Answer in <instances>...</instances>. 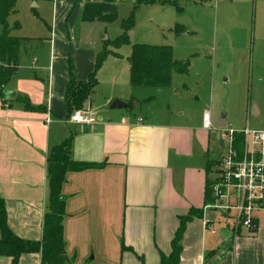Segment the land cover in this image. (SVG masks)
Returning a JSON list of instances; mask_svg holds the SVG:
<instances>
[{
  "label": "crops",
  "instance_id": "1",
  "mask_svg": "<svg viewBox=\"0 0 264 264\" xmlns=\"http://www.w3.org/2000/svg\"><path fill=\"white\" fill-rule=\"evenodd\" d=\"M76 1L18 0L12 15L17 16L19 5L31 8L28 30L10 34L24 42L0 97V199L9 228L23 240L41 242L50 206L48 160L55 148L72 139L70 160L99 167L68 172L61 188L68 264H161L162 256L172 254L182 218L192 210L202 211V217L187 224L178 264H264V210L248 230L206 208L212 202L206 195L207 181L214 179L211 166L222 152L220 135L203 128L204 113L212 118L211 111L199 108L193 118L171 104L157 107V96L173 91L176 75L182 74H174L170 88H134L129 63L132 46L138 44L132 40L134 29L130 45L116 48L112 42L120 34L105 36L118 20L84 23L83 5ZM137 3L117 0L119 16L127 6L131 13ZM181 27L185 32L176 37L191 34ZM105 51L110 54L83 106L97 123L72 124L66 102L71 79L87 83L96 58ZM173 57L183 62L174 49ZM190 66L183 76H189ZM229 80L227 76L224 82ZM215 84L213 79L211 101ZM173 95L177 102L189 95L199 99L187 84ZM115 100L127 108L113 110ZM254 115L259 116L256 105ZM223 116L227 128L239 129L230 125L228 115L218 117L214 126ZM201 130L205 136H197ZM0 264L13 260L0 257ZM18 264H42V256L23 254Z\"/></svg>",
  "mask_w": 264,
  "mask_h": 264
},
{
  "label": "rangeland",
  "instance_id": "2",
  "mask_svg": "<svg viewBox=\"0 0 264 264\" xmlns=\"http://www.w3.org/2000/svg\"><path fill=\"white\" fill-rule=\"evenodd\" d=\"M155 4L138 7L132 40L138 44L171 46L176 58L191 65L189 76L176 75L173 91L165 89L163 95H156V106L171 104V108L183 109L193 118L197 109L205 107L212 113L213 124L218 117L228 115L230 125L238 130H264V0H157ZM18 8L17 16L12 14L8 18L9 35H22V29L29 28L31 8ZM46 8L51 15L52 5L47 4ZM130 9H121L118 21L110 27V36L105 38L122 35L121 24L131 14ZM14 23H20L21 30ZM176 26H184L191 34L176 37ZM3 31L0 25V36ZM227 76L229 83L224 82ZM213 79L216 84L211 101ZM184 84L199 99L189 95L187 100L177 102L174 91L182 90ZM245 105H250L249 111ZM255 105L259 116L254 115ZM194 125L201 126L198 121ZM200 134L204 131H197V136Z\"/></svg>",
  "mask_w": 264,
  "mask_h": 264
},
{
  "label": "trees",
  "instance_id": "3",
  "mask_svg": "<svg viewBox=\"0 0 264 264\" xmlns=\"http://www.w3.org/2000/svg\"><path fill=\"white\" fill-rule=\"evenodd\" d=\"M117 0H103L102 3H93L91 0H77L83 5L82 21L84 23L112 24L118 20L119 11ZM18 0H0V25L4 28L0 36V97H4L6 85L16 66L19 51L24 42L22 39L10 37L8 33V18L16 12ZM157 0H138L129 17L122 24V35L112 44L116 47L130 45L129 32L135 27L136 12L141 4H155ZM15 27L20 28L19 24ZM176 34L183 33V27L176 26L173 30ZM108 45L110 41H107ZM110 54L105 51L96 58L94 72L87 83H76L71 79L66 93V102L72 114L81 109L97 86V74L104 61ZM131 66L130 79L134 88H170L175 73L187 75L189 62H177L173 57L171 46H152L148 44H135L132 46V54L129 58ZM6 65V67L4 66ZM238 138V137H237ZM72 139L54 149L48 160V177L50 187V206L44 218L43 238L41 242H31L17 237L7 223L5 203L0 199V257L11 258L13 264H18L23 254H41L42 264H68L66 259L63 221L65 217V200L61 195V188L68 172H80L99 167L97 165L72 162L70 160ZM240 139H237V149L241 147ZM208 203L211 201L210 189L206 188ZM195 217H202V211L192 210L189 216L182 218L181 226L172 242L173 251L170 257L162 256L161 264H178L182 252V240L187 224Z\"/></svg>",
  "mask_w": 264,
  "mask_h": 264
},
{
  "label": "built area",
  "instance_id": "4",
  "mask_svg": "<svg viewBox=\"0 0 264 264\" xmlns=\"http://www.w3.org/2000/svg\"><path fill=\"white\" fill-rule=\"evenodd\" d=\"M70 123L94 126L97 118L81 108L73 112ZM203 128L219 133L222 151L211 166L214 179L207 181L206 188L212 202L206 208L230 216L237 228L250 230L255 215L264 210V130L220 129L214 126L209 111L204 113Z\"/></svg>",
  "mask_w": 264,
  "mask_h": 264
},
{
  "label": "water",
  "instance_id": "5",
  "mask_svg": "<svg viewBox=\"0 0 264 264\" xmlns=\"http://www.w3.org/2000/svg\"><path fill=\"white\" fill-rule=\"evenodd\" d=\"M111 107H112L113 110L127 108V106L122 104V102H120L119 100H115L112 103ZM217 127L220 128V129L226 128V122L224 120V116L219 120Z\"/></svg>",
  "mask_w": 264,
  "mask_h": 264
}]
</instances>
